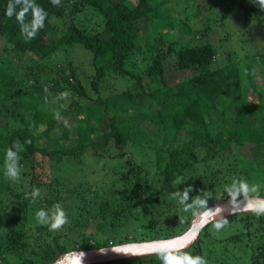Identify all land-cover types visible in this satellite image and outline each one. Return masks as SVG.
<instances>
[{"label":"trees","instance_id":"1","mask_svg":"<svg viewBox=\"0 0 264 264\" xmlns=\"http://www.w3.org/2000/svg\"><path fill=\"white\" fill-rule=\"evenodd\" d=\"M30 2L34 7L21 22L16 13L25 0H0V40L7 50L18 59L32 54L41 62L66 46L80 45L96 69L89 80L78 77L72 84L75 69L69 64L70 75L60 71L62 75L49 84L36 77L43 72L38 62L37 70L36 65L29 70L14 63L4 66L5 54L0 51V117H6L5 127L0 124V264H50L73 249L181 234L196 214L222 198L221 191L240 196L235 184L245 179L247 165L264 176V132L259 124L250 123L256 118L264 125V71L258 77L264 50L256 51L261 61L249 54L247 59L234 58L226 51L225 62H216L219 45L206 33L212 24L218 22L220 28L224 23L222 6L201 0L196 16L203 26L196 28L183 17L185 7L177 2L170 6L166 0ZM86 8L93 9L99 21L103 18L102 29L88 32L77 25L76 16ZM224 8L233 18L242 15L244 26L251 21L264 25V9L253 0H228ZM37 16L43 17V26L28 37L22 26H31ZM173 29L179 31L176 36L171 35ZM201 31L205 35L199 36ZM146 35L149 61L137 71L127 64ZM231 36L229 32L227 38ZM170 67L178 73L170 74ZM195 68L200 71L195 73ZM109 75L114 76L113 84L106 81ZM31 77L35 80L29 83ZM220 113L223 125L216 120ZM69 114L77 128L67 127L59 134L57 125L64 126ZM247 130L255 137L252 141L245 137ZM17 141L22 146L20 176L3 185L5 150ZM112 144L116 154L108 152L113 151ZM129 144L150 148L153 159L135 163L134 153H127ZM87 152H92L95 164H110L112 159L116 164L112 169H91L94 183L81 178L71 186L55 168L77 158L83 173L91 167ZM39 156L49 160V179L36 173ZM236 174L240 177L232 178ZM33 188L40 191L35 199L30 195ZM183 191L189 196L181 203ZM2 194L11 202L7 217ZM250 194L264 191L244 193ZM57 203L67 220L50 230L35 213ZM216 223L223 227L217 230ZM185 254L202 256L206 264H264V212H241L213 221L180 251L93 264H162V256L175 261Z\"/></svg>","mask_w":264,"mask_h":264},{"label":"rangeland","instance_id":"2","mask_svg":"<svg viewBox=\"0 0 264 264\" xmlns=\"http://www.w3.org/2000/svg\"><path fill=\"white\" fill-rule=\"evenodd\" d=\"M201 0H195V2L192 0H166V3H168L170 6H173L176 2L178 3L179 7H185L183 11V17H186V22H191V26L194 27H202L203 23L202 20L198 19L196 16V10H197V5ZM203 1V0H202ZM215 7H217V5L222 6V8L225 11V21L224 23H220V28H218V22L216 24H212V27L210 28V30L208 31V33H206V37H208L212 42H214L215 44L219 45L218 46V53H217V60L218 64H223L225 62V56H223V54L228 51L231 52V55L234 58H239L241 57L242 59L245 58L247 59V55H252L254 56L255 61L259 60L261 61V59H259L256 56V51L257 49L260 50H264V25H260V23L255 24L253 23V21L250 22V24H248L247 26L243 25V19H242V15L240 17L237 18H233L232 12L227 11L228 8H224V5L227 4L228 0H213ZM181 8V9H182ZM205 10V9H203ZM242 14V13H241ZM100 16L95 13V11L91 8H86L84 9L82 12H80L78 14V16H76V22L77 25L79 24L84 30L88 31V32H95L98 31L100 29H102L104 27V20L102 18L101 21L100 20ZM199 20V21H198ZM198 22V23H197ZM200 22V23H199ZM62 30V27H61ZM171 35L172 36H176L179 31L178 29H173L171 31ZM229 32L232 34V36L230 38H227L229 36ZM202 33L205 35L204 31L198 32L199 36H202ZM166 34H169L166 32ZM250 35H252V39H250ZM199 36L196 37V39H200ZM145 40H141V47L139 48V51L132 54L131 57L128 60V66H130L131 68L137 70V71H143L146 66L148 65V59H147V35L144 38ZM7 44L0 40V51L4 52V57L5 60L1 62V64H3L4 66L8 65L9 63H14L17 64V66L20 68H24L28 69L31 67V65L35 66L36 65V70L38 69V63L40 65L43 66L42 69L43 72L37 73V76H40L42 78V80H46L47 82H49V84H52V79L54 76H61L62 73L60 71H63L65 73V75H70V70H69V64L73 67L74 72H75V76L72 77V84L77 83L78 77L83 81H87L90 78H92L94 76L95 73V69L96 67L93 66L91 60H90V56L88 54V52L85 51V49L80 46V45H76V46H66L63 49H60L59 51H57L56 53H54L51 57V59L49 58V60L47 61H35L34 57L32 56V54H28L26 56L23 57V59H18L16 55H14L13 52L7 50ZM38 62V63H37ZM260 65H258V77L262 78V73L264 71V65H261V62L259 63ZM170 74L173 73L174 75H176L178 73V70H174L172 69V67H170ZM200 70H198L197 68L194 69V72H198ZM60 72V73H59ZM34 76V75H33ZM34 78L31 77L29 80V83L34 82ZM107 83H114V76L109 75L106 79ZM69 92V91H68ZM52 93V92H51ZM72 92H70L69 94H67V96H70ZM94 93V92H93ZM73 94V93H72ZM95 95V93L93 94ZM66 97V96H65ZM252 99V98H251ZM69 100V99H68ZM221 104L223 105V102H221ZM29 114V112H25L24 113V117L27 116ZM222 115L223 113H220L216 116V120L217 123L223 125L222 122ZM64 118V117H63ZM65 125H57L58 127V132L59 134L62 133V131L64 130V128L66 129L67 127L69 129H76V122L74 121V119H72V115L69 114L67 116H65ZM250 123H255V125L259 124L261 126V130L264 132L263 128L264 125L259 123V120L254 118V120H250ZM231 122V121H229ZM6 123V117H0V124L1 126L5 127L4 124ZM148 128L153 129L155 128V126L153 124L147 123L145 124ZM225 127V126H224ZM226 128V127H225ZM262 132V133H263ZM245 137L246 139H249V141H252L251 138L255 137L250 136L249 131L247 130L245 133ZM74 137H71V139H73ZM74 140V139H73ZM264 140V139H263ZM114 144H112V148L113 151H108L109 153L112 154H116L117 150L115 151L114 148ZM89 151V150H88ZM248 151V150H247ZM246 151V152H247ZM92 152H87L86 155V160L88 161V167L90 168H86V171L83 173L81 172L80 168L78 167V160L77 158H73L72 160H63L59 163V166L56 167L55 169H57V173H60L62 175V178L67 181L71 186H76V183H78V181L83 178L85 179L87 182H92L94 183L96 180L95 176L93 175V168H103L105 167V169H112V167H114L113 164H116V160L112 159L110 164L104 162L102 164H95L93 162V160H95V158H93L91 156ZM107 153V151H106ZM127 153H134L135 156V163H138L137 161H141L142 159H145L146 161H150V159H153L154 155L153 153H151V149L150 148H141L138 149L136 146L129 144L127 146ZM249 153V152H248ZM108 154V153H107ZM130 155V154H129ZM84 158V156H83ZM149 158V159H148ZM41 164L37 166V170L36 173L40 176L42 179L46 180L50 178V163L48 158H41L39 156ZM148 159V160H147ZM146 166H148V162H143ZM247 165V164H246ZM245 170V179H241L247 182L249 189L248 191H251L253 193H257L259 191H264V189L262 188L264 185V176L261 173V171L258 168H253L255 170L251 171V166L247 165ZM73 172L71 175L69 173ZM64 174V175H63ZM66 174V175H65ZM240 176L238 174L236 175H232V178H239ZM8 179V177H4L2 183L3 185L5 184L6 180ZM235 184V183H234ZM235 186H239V184L237 183V185L235 184ZM255 188V191H252V188ZM63 188V187H62ZM262 188V189H261ZM234 187L231 189L233 190ZM233 192V191H232ZM238 193V192H237ZM221 194L223 195L221 199H227L229 196H227V191H221ZM250 195H261L264 196L262 194H250ZM7 196V195H6ZM6 196H3L2 194V199ZM240 196H244V195H240ZM238 196V197H240ZM232 197V196H230ZM236 198V197H233ZM9 200V198L7 199H3L2 204L3 207L2 209L4 210V214L6 215V217L8 216L9 212L11 211V202L7 201ZM215 203V202H214ZM212 203V204H214ZM210 204V205H212ZM197 215V214H196ZM36 223V221H34V224ZM30 225V218H27V227ZM33 229V228H32ZM32 229L30 230V232H32ZM27 230H29L27 228Z\"/></svg>","mask_w":264,"mask_h":264},{"label":"water","instance_id":"3","mask_svg":"<svg viewBox=\"0 0 264 264\" xmlns=\"http://www.w3.org/2000/svg\"><path fill=\"white\" fill-rule=\"evenodd\" d=\"M264 203V196L244 195L218 199L199 212L191 221L189 228L181 234L167 238L128 241L98 248L73 249L63 252L50 264H93L152 253H172L188 248L209 223L227 216L250 212L248 204ZM83 254L81 261L80 254Z\"/></svg>","mask_w":264,"mask_h":264},{"label":"clouds","instance_id":"4","mask_svg":"<svg viewBox=\"0 0 264 264\" xmlns=\"http://www.w3.org/2000/svg\"><path fill=\"white\" fill-rule=\"evenodd\" d=\"M58 2V0H53V3ZM255 4H257L261 9H264V0H253ZM34 7V4L30 2V0H25L24 7L22 10L16 13L17 19L23 22L25 13L28 12L29 8ZM14 12V5L12 3L9 4L7 9V14L9 16L13 15ZM43 26V17L37 16L34 20V22L29 25H23L22 31L27 34L28 37L34 36L36 29L38 27ZM31 28V30H30ZM22 150V146L20 143L13 142V144L8 147L5 150V176H7L10 180H17L20 176V151ZM239 189H240V195H244L246 191H248L249 186L246 181L240 180L238 182ZM252 191H255V188L253 187L251 189ZM31 197L33 199L39 197L40 191L38 188H33L31 192ZM182 195L184 199L181 200V203H184V201L189 196L188 191H183ZM248 208L252 209L253 211H256L257 213L264 212V203H257V204H248ZM36 218L40 224L47 225L50 230H56L61 228V226L66 222L67 216L65 213V210L62 208V206L57 203L53 206L52 209H44L41 208L39 211L35 213ZM214 227L219 230L223 227L221 223H216ZM80 258L82 261L83 254H80ZM162 264H206L204 258L199 255H189L185 254L181 256L179 259L172 261L170 260L166 255L161 257Z\"/></svg>","mask_w":264,"mask_h":264}]
</instances>
